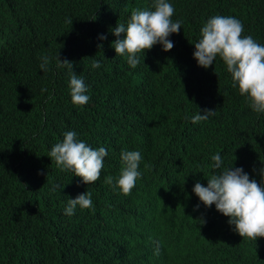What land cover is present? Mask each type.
I'll return each mask as SVG.
<instances>
[{
  "label": "trees",
  "instance_id": "16d2710c",
  "mask_svg": "<svg viewBox=\"0 0 264 264\" xmlns=\"http://www.w3.org/2000/svg\"><path fill=\"white\" fill-rule=\"evenodd\" d=\"M9 1L12 9L0 18V264H99L93 215L99 201L104 205L101 225L114 229L121 252L141 260L150 228L162 211L172 210L178 232L185 231L181 200L177 207L160 197L152 203L139 190L127 196L109 193L103 199L107 189L95 183L82 190L78 176L48 156L68 131L107 150L105 176H119L122 151L140 149L144 165H173L193 178L214 172L212 161L196 169L188 164L190 154L200 157L205 146L206 156L215 152L235 157V151L223 150L210 136L220 125L244 134L245 148L254 149L259 158L246 165L238 160L236 165L243 170L245 166L250 179L261 183L264 113L254 112L238 85L233 87L221 58L205 69L193 53L202 27L217 15L239 19L243 35L264 45V0H169L175 9L173 21L182 22L179 32L168 37L174 46L164 51L157 43L144 58L139 54L136 68L127 63V56L116 54L113 30L127 25L134 8L154 10L153 0ZM58 54L71 61L84 80L87 104L72 103L69 69L57 67ZM44 55L50 57L47 71L39 66ZM96 60H101L99 68L92 67ZM204 109L215 114L192 123L191 117ZM86 191L92 193L94 211L77 207L71 216L79 217L66 219L67 226L52 218L67 207L69 198ZM109 199L120 203L109 207ZM210 217L227 228L230 242L218 256L206 229L197 230L193 251L201 254L202 264H264V237L243 238L229 217L214 212Z\"/></svg>",
  "mask_w": 264,
  "mask_h": 264
},
{
  "label": "clouds",
  "instance_id": "9594fccd",
  "mask_svg": "<svg viewBox=\"0 0 264 264\" xmlns=\"http://www.w3.org/2000/svg\"><path fill=\"white\" fill-rule=\"evenodd\" d=\"M154 10H131L127 25L118 24L113 34L118 37L113 42L115 52L127 56V63L136 68L140 63L139 54L150 50L157 43L164 51L171 50L173 43L168 39L172 33H178L181 21H173L175 9L169 0H153ZM12 9L9 0H0V18L6 17ZM72 23V20L69 21ZM242 22L232 16H213L208 19L201 29L202 38L195 43L193 53L199 66L207 69L219 57L231 74L233 87L238 85L239 93L245 96L251 109L256 113H264V45L259 44L251 35L244 36ZM123 38H119L121 34ZM100 39H106L101 36ZM39 65L44 71L48 70L50 57H41ZM57 67H66L70 75V96L74 105L87 104L90 97L84 80L73 71V63L67 59L61 60L58 54ZM93 68L100 67V61L92 63ZM215 71V70H214ZM215 114V110L204 109L191 117L192 123L206 121ZM216 145L223 150L235 151V157L223 156L212 152L205 154V147L200 157L190 154L188 164L194 169L212 161L213 174L202 177L200 174L186 178L173 165L160 169L158 164H145L144 154L140 149L124 150L121 152L122 168L117 178L105 176L104 158L108 155L104 147H94L87 140L77 137L74 131L64 133L62 142L56 143L48 156L62 170H71L77 177L78 185L83 190L91 184H103L106 197L113 195L127 196L132 191L139 192L155 203L158 197L166 204L172 200L174 205L185 202L184 214L181 218L185 225L183 233L178 232L180 225L175 222L172 210L162 211L160 217L151 226L143 259L121 252L114 240V229L108 224L101 225V207L93 214L96 219V237L94 251L100 256L99 264H202L203 257L193 251L192 236L201 227L206 229V238L213 242L218 256H222L224 245L229 243L227 228L216 219L210 217L214 212L218 217H229L228 223L234 225V230L243 238L257 240L264 237V168H261V183L250 179L244 170L247 168L236 165L238 160L244 164L256 161L259 156L254 151H248L244 134L233 129L217 125L212 134ZM251 149V148H250ZM243 164V165H244ZM145 167V168H144ZM94 185V186H95ZM110 186L112 190L110 192ZM64 186L61 187V189ZM55 190V189H54ZM110 193V194H109ZM102 199V200H103ZM113 204L120 203L109 199ZM151 203V204H152ZM92 209V193L86 191L76 198H69L67 207L59 214L53 213L52 218L60 224L77 219L72 217L76 208ZM177 207V205H175ZM45 215L46 211H40ZM80 222V220L78 219ZM223 227V228H222ZM222 228V229H221ZM229 228V227H228ZM230 230V228H229ZM232 233V231L230 230ZM122 233V230H119ZM214 240L212 239V237ZM237 234V235H238Z\"/></svg>",
  "mask_w": 264,
  "mask_h": 264
},
{
  "label": "bare ground",
  "instance_id": "6f19581e",
  "mask_svg": "<svg viewBox=\"0 0 264 264\" xmlns=\"http://www.w3.org/2000/svg\"><path fill=\"white\" fill-rule=\"evenodd\" d=\"M39 12V11H38ZM12 42H14V39L13 40H11ZM11 41H10V44H12L11 43ZM8 46H9V44H8ZM5 47H6V45H5ZM4 48V47H3ZM0 49H2V48H0ZM101 61V60H100ZM103 65V64H102ZM139 69V68H138ZM17 89V88H16ZM140 96V95H139Z\"/></svg>",
  "mask_w": 264,
  "mask_h": 264
}]
</instances>
